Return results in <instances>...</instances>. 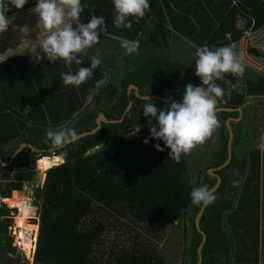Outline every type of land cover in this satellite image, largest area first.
Here are the masks:
<instances>
[{
  "label": "trees",
  "instance_id": "trees-1",
  "mask_svg": "<svg viewBox=\"0 0 264 264\" xmlns=\"http://www.w3.org/2000/svg\"><path fill=\"white\" fill-rule=\"evenodd\" d=\"M233 1L149 0L151 8L144 18L137 23L135 17H129L133 25L125 29L113 25V0H81V4L87 6L80 13L81 23L87 24L92 15L103 16L106 30L100 32L98 28V33L108 41L138 40V53L127 54L124 66L109 60V78L105 77L106 68L100 63L93 75L78 87L64 85L61 73L75 74L80 67H90V48L87 55L77 57L83 60L81 65L73 61L70 67H66L62 59L56 60V65L44 64L45 54L35 72L44 68L58 81L55 87L45 91L42 102L34 97L24 113L25 98H18L11 106L9 97L0 96V158L7 163L20 144H27L10 165L3 167L0 163V198H10L14 191H21L25 183L34 180L37 161L38 164L44 158L60 156L64 151L68 153L62 165L47 169L43 183L32 189L38 230L31 264H167L150 244L137 241L136 228L152 233L154 225L177 223L181 227L184 213L190 231L184 262L197 263L201 234L195 226V218L202 205L192 202L190 193L197 188V183L187 177L185 156L179 163L169 157L170 149L164 142L151 138V126L127 140L122 133L155 119L144 116L145 104L154 103L159 113L164 103L182 102L187 84L202 86L195 75L197 48L222 47L227 44L226 35L235 40L239 36L235 25L239 16L247 22L253 19L257 27L264 24V0ZM35 4L36 0H28L21 9L11 7L6 17L32 9ZM174 37L191 44L195 56L189 64H181L166 52L170 47L169 39ZM7 63L0 64V75ZM101 79L104 81L99 86L96 83ZM225 79L230 83L217 81L224 94L239 76L226 73ZM244 81L243 94H233L224 105L219 100V106L235 109L251 99L264 98V78L258 76ZM130 84L136 85L141 95H157L167 101L139 99L132 89L128 92ZM93 89L96 90L93 92ZM91 91L93 99L87 109L89 106L84 107V102ZM52 92H56L59 99L56 119L45 110L55 99V95L48 96ZM129 102L132 106L120 123L102 124L94 134L54 151L50 144L43 143L48 124L52 129L71 127L78 134L89 132L96 126L97 114L102 113L108 120H119ZM16 107L23 110L22 114ZM37 110L41 112L39 115ZM236 115L219 113L218 143L228 139L225 119ZM232 131V140L239 143L238 131L233 127ZM145 139L149 140L147 144ZM156 144L164 151H157ZM219 150L223 153L215 151L217 158L207 168L225 161L226 145L221 143ZM239 161L234 154L217 172L221 183L214 191L216 200L206 207L200 221L206 235L200 264H223L221 258L227 259L230 254L236 264L259 261L261 236L264 238V149H250L244 158L249 166ZM231 166H237L240 172L223 174ZM236 179L239 183L234 182ZM215 181L205 170L198 187L211 188ZM11 211L0 204V264H25L27 261L16 253L13 236L8 232L12 225ZM110 233H114L113 239Z\"/></svg>",
  "mask_w": 264,
  "mask_h": 264
},
{
  "label": "clouds",
  "instance_id": "clouds-1",
  "mask_svg": "<svg viewBox=\"0 0 264 264\" xmlns=\"http://www.w3.org/2000/svg\"><path fill=\"white\" fill-rule=\"evenodd\" d=\"M28 0H0V33L7 30L11 20L6 13L11 7L21 9ZM115 18L113 25L116 28L131 29L133 21L129 17H135V22L143 19L150 10L149 0H113ZM81 0H36L34 9L38 14L39 24L47 31V35L40 43V47L49 61L62 59L66 67H70L73 61L81 65L83 60L78 56L87 55V50L99 43V33L105 32V18L92 15L87 24L80 22V13L86 8ZM73 23L76 27H73ZM121 47L127 54H136L139 50L138 40L122 38ZM195 75L200 78L202 86L186 85L182 102L172 100L166 110L158 109L154 103L143 106L144 116L155 118L158 124L152 125L149 119L151 138L162 140L165 147L170 149L169 157L179 163L183 155L189 154L198 145H202L212 136L219 127L216 116L217 98L223 96L224 89L217 83L225 79V74L243 76L245 65L243 56L237 54L230 46L210 49L205 45L196 50ZM40 57H38L39 59ZM101 63L99 53L92 57L90 67H80L74 74L71 71L61 73L64 85L80 86L92 75L93 70ZM150 99V98H149ZM79 139L74 128L67 127L58 130L49 128L43 143L50 144L51 150L74 143ZM148 139L144 140L147 144ZM157 151H164L159 144L155 145ZM67 151L61 152L60 157H67ZM63 163V162H62ZM61 164V163H60ZM192 202L196 205L207 207L216 200L213 190L207 185L193 188L190 193Z\"/></svg>",
  "mask_w": 264,
  "mask_h": 264
},
{
  "label": "rangeland",
  "instance_id": "rangeland-1",
  "mask_svg": "<svg viewBox=\"0 0 264 264\" xmlns=\"http://www.w3.org/2000/svg\"><path fill=\"white\" fill-rule=\"evenodd\" d=\"M99 43L95 44L90 48L89 55L95 56L97 53L101 56V63H103L104 67L106 68V72L109 70L111 72V67L109 66V60L114 62L115 64H119L120 66H124V57L127 55L124 48L121 47V43L119 39H113L112 41H108L99 34ZM170 47L166 51L173 59L177 60L183 65L189 64L192 58L195 56V52L188 42H186L182 38L174 37L169 39ZM139 51V50H138ZM103 53V54H100ZM108 73V72H107ZM105 73V77H109L108 74ZM245 80H255L258 78V74L249 67L245 66V72L243 76H241ZM104 79H101L96 84L99 85L102 83ZM96 89H93L94 92ZM88 95L84 102V107L87 109L90 108L92 102V94ZM90 104V105H89ZM170 104L164 103L160 110H166ZM159 110V111H160ZM81 112V111H80ZM79 112V113H80ZM159 114V113H158ZM157 114V115H158ZM78 115V114H76ZM152 125H158L156 119L152 120ZM149 122L142 123L137 125L129 130H126L122 133L123 138L125 140L131 139L132 137L139 136L142 130L148 126H152ZM227 129V127H226ZM219 145L218 141L215 140L214 135L208 138L202 145H198L193 151L189 154L184 155L185 160L187 162V177L189 178L190 182H197L198 172L199 169H205L209 166L211 162V157L215 154V151ZM240 150L243 146H239ZM263 148V145L260 146ZM38 162V161H37ZM36 162V176L34 180L25 183L23 188L19 193V196L26 197L28 199L27 203V211L24 215H21L19 209L15 207H11L6 201L14 195V191L10 198H6L5 201H2L0 198V204H5V206L9 209H12L10 212V216L12 217V225L8 228V232L11 236H13V240L16 243V228L19 227L22 221V217L25 216L28 220L27 228L36 230L37 224V208L33 206V196H32V189L36 185H40L44 181L45 172L40 171L39 163ZM234 174V173H233ZM231 173V175H233ZM235 183H239V180L236 179ZM264 204V201L263 203ZM262 211L264 214V205H262ZM21 216V219L19 218ZM184 222L183 226H179V224H162V225H154L152 233H145L142 229L136 228L138 233L137 241L144 242L145 244H150V247H153L157 253L161 255V257L166 261L167 264H182L183 262V254H184V246H183V239H184ZM29 237L32 238V234L29 233ZM111 239L114 237V233H110ZM187 237L190 238V231H189V224L187 222ZM109 242V241H108ZM16 253L22 256L27 262L25 264H31L32 262V254L31 259L26 255V253L20 248L18 244H16ZM31 260V261H30Z\"/></svg>",
  "mask_w": 264,
  "mask_h": 264
},
{
  "label": "crops",
  "instance_id": "crops-1",
  "mask_svg": "<svg viewBox=\"0 0 264 264\" xmlns=\"http://www.w3.org/2000/svg\"><path fill=\"white\" fill-rule=\"evenodd\" d=\"M32 9L8 16L7 18L12 22L6 31L0 33V64L8 61L4 71H2V75H0V96L9 97L11 106L19 101L18 98H25L24 113L27 108H30L34 97H37V100L42 102L44 98L42 95L47 94L45 91L55 87L57 85L55 81H58L57 77L50 75V71L44 68L35 72L37 67L43 62L45 53L40 47V43L48 33L43 28V24H39L38 14ZM73 27H76L75 23H73ZM38 57L40 58L38 59ZM55 62L47 59L44 64L48 65L51 63L56 65ZM107 72L110 75L109 70ZM49 80H51V83ZM53 95H55V99L49 103L48 109L45 108V110L55 116L53 119H56V117H59V99L56 92H52L48 96ZM15 110L22 114L23 110L21 111L18 107ZM37 112L38 115L41 113L39 110ZM47 126L52 128L49 124ZM53 130L58 129L55 128ZM2 201H5V199L3 198ZM261 230H263V227H261ZM259 254L260 257L257 264H264L263 236H261Z\"/></svg>",
  "mask_w": 264,
  "mask_h": 264
},
{
  "label": "flooded vegetation",
  "instance_id": "flooded-vegetation-1",
  "mask_svg": "<svg viewBox=\"0 0 264 264\" xmlns=\"http://www.w3.org/2000/svg\"><path fill=\"white\" fill-rule=\"evenodd\" d=\"M247 103H249V102H246L243 106H239V107H237L235 109H232V110H234L232 112L224 111V109H228V108H223V107L219 106V104H218L216 106V110L217 109L218 110L222 109V110L216 112L215 114H216V116L218 118V121H219V119H220L219 113H221V112L237 113L236 116H230V117H227L225 119V122L227 120H231L230 121V125H232L233 129H236L238 131V134L240 135L239 143H236L233 140L231 142L232 155H231V158H230L229 162L231 161L233 155L237 154L238 158H240V160H241L239 162L242 165L249 166V165H247V161H244V158L247 157V155H249L250 149L251 148H259V149L262 150V148L260 147L262 145H263V148H264V101L262 102L263 103L262 110L259 112L258 115L257 114L255 115L253 113L254 111L251 108L252 106L247 105ZM238 108L240 109V112H236L235 111ZM254 119H256V120L254 121ZM220 127H221V124H220V121H219V127L213 133L214 138L217 141H219ZM251 128H253V130H251ZM254 131L256 132L255 133L256 134V139L254 138ZM221 143L226 145V154H227V149H228L227 140L226 141L221 140ZM221 143H219L218 147L215 148L216 149V153L217 152L218 153H223V150H219V148L221 146ZM239 146H241V147L243 146V148H241V150H240ZM216 158L217 157L214 154L211 157L210 164L215 162ZM226 159H227V156H226ZM221 164H219V165H221ZM219 165H217V166H219ZM224 167L220 168L219 170H222ZM212 168H215V167H212ZM212 168H207V167L205 169L200 168L199 172H198V178H197V182L196 183L198 184V181H200V179L203 177L205 170H206V172L209 173V170H211ZM219 170L214 169L213 172L217 173ZM239 172L240 171H239L237 166H231L228 169H226L223 174H231V173L233 174V173H239ZM210 175H211V177L215 178V176L213 174H210ZM237 175L239 176V174H237ZM198 186H199V184H198ZM183 240H184L183 241V243H184L183 244V246H184L183 258L185 259L186 258L185 243L188 240L187 233H186V237L184 235V239ZM230 242H232V241H230ZM184 259H183L182 264H185ZM221 261H222L223 264H236V263H234L233 256L231 254L228 255L227 259L221 258Z\"/></svg>",
  "mask_w": 264,
  "mask_h": 264
},
{
  "label": "built area",
  "instance_id": "built-area-1",
  "mask_svg": "<svg viewBox=\"0 0 264 264\" xmlns=\"http://www.w3.org/2000/svg\"><path fill=\"white\" fill-rule=\"evenodd\" d=\"M235 2L234 0L233 3ZM235 25L239 36L235 40H231V36L226 35L227 44L224 46L232 47L237 54L243 56V63L246 67L251 68L258 76L264 78V24L257 27L253 19L247 22L245 18L239 16ZM244 80L239 76L237 81L227 87L223 98H220L223 105L229 101L233 94H243Z\"/></svg>",
  "mask_w": 264,
  "mask_h": 264
},
{
  "label": "water",
  "instance_id": "water-1",
  "mask_svg": "<svg viewBox=\"0 0 264 264\" xmlns=\"http://www.w3.org/2000/svg\"><path fill=\"white\" fill-rule=\"evenodd\" d=\"M108 78H109V77H108ZM107 80H108V79H107ZM107 80H105V82H106ZM105 82H104V83H105ZM99 86H100V85H99ZM131 89L133 90L134 95H135L137 98H139V99L149 100V98H150V99H161L163 102H166V101H167V100H165V99H163V98H160V97L157 96V95H148V96L141 95L140 92H139L138 89H137V86L134 85V84H130V85L128 86V88H127L128 92H129ZM174 90H179V89H178V88H175ZM219 100H220V97L217 98L216 106L219 104ZM263 101H264V98L251 99V100L249 101V103H247V105L252 106L251 108H252V110L254 111L253 113H254L255 115H256V114L258 115L259 112L262 110V105H263L262 102H263ZM131 106H132V103L129 102L128 105H127V107H126L125 112L122 114V116L120 117L119 120H108V119H106V118L104 117V115H103L102 113L97 114V117H96V119H95V125H96L95 128H93V129H92L91 131H89V132H82V133L78 134L79 139H81V138H83V137H85V136H87V135L94 134L95 132H97V131L101 128V125H102V124H115V123H120V122H122L123 118L125 117V115H126L127 112L129 111V109L131 108ZM221 110H222V109H219V110L217 109L216 112L221 111ZM224 111L232 112V111H234V110H232V109H224ZM235 111H236V112H240V109L238 108V109H236ZM255 120H256V119H254V121H255ZM230 121H231V120H227V121L225 122V126L227 127V130H228V139H227V147H228V149H227V159H226L221 165H219V166H217V167L212 168L211 170H209V173H210V174H213V175L215 176V178H216V181H215L214 185L210 188V190H213V191H215V189H216V188L220 185V183H221V178H220V176H219L217 173L213 172V170H214V169L219 170L220 168L226 166L227 163L229 162L230 158H231V155H232V151H231V142H232V138H233V131H232V128H231V125H230ZM251 130H253V128H251ZM255 133H256V132L254 131V138L256 139V134H255ZM79 139H78V140H79ZM70 144H71V143H70ZM25 146H27V144H24V143H23V144H20L19 147L16 149V151L13 153V155L10 157V159L8 160L7 163L3 162V160L0 158V163H1V165H2L3 167H5V166H7V165H10V164L12 163L13 158L15 157V155H16V154H17V153H18L23 147H25ZM28 146L31 147L30 145H28ZM199 182H200V181H198V184H199ZM198 184H197V186H198ZM205 211H206V207L202 206V207H201V210L198 212V214H197V216H196V218H195V226H196L198 232L201 234V243H200V245L198 246V258H197V263H196V264H200L201 261H202V253H201V249H202L203 244H204L205 241H206V235H205V233L202 231L201 226H200V221H201V218L203 217ZM183 222H184V229H183V231H184V235H185V237H186V233H187V221H186V214H185V213H184V221H183ZM13 246H16V243H15V242H13Z\"/></svg>",
  "mask_w": 264,
  "mask_h": 264
},
{
  "label": "bare ground",
  "instance_id": "bare-ground-1",
  "mask_svg": "<svg viewBox=\"0 0 264 264\" xmlns=\"http://www.w3.org/2000/svg\"><path fill=\"white\" fill-rule=\"evenodd\" d=\"M63 158L60 156H51L48 158H44L39 161V169L44 172L52 166H57L62 162ZM62 165V164H61ZM20 192H15L12 198L8 199L6 202L11 206L19 209L21 215H24L27 211V203L28 201L26 197L19 196ZM21 219V216H19ZM28 219L23 216L21 224L16 229V244L20 246V248L26 253V255L31 259L32 250H34L35 241H37V230L27 228ZM29 233L32 234V238L29 237ZM31 261V260H30Z\"/></svg>",
  "mask_w": 264,
  "mask_h": 264
}]
</instances>
